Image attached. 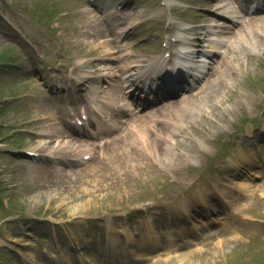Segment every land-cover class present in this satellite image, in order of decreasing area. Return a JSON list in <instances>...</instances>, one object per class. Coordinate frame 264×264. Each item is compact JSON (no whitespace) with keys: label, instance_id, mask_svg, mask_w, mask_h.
<instances>
[{"label":"rangeland","instance_id":"1","mask_svg":"<svg viewBox=\"0 0 264 264\" xmlns=\"http://www.w3.org/2000/svg\"><path fill=\"white\" fill-rule=\"evenodd\" d=\"M187 1L201 3V0ZM85 2L0 0V10L21 29V33H16L0 19V51L10 47L11 40L17 44L15 50L11 46L12 51L20 57L19 67L0 75V97L15 95L0 108L3 123L0 135L8 137V129L20 125L37 131L47 126L68 125L69 113L74 109L68 110L48 92L44 76L51 72L46 65H62L60 73L65 76L72 62L86 60L98 68L99 57L104 55L113 56L112 66L115 67L124 60L141 63L157 55L156 33L165 32L163 24L169 26L168 30L172 27L170 14L159 0H104L108 6L106 15L99 12L100 3L97 7ZM202 3L206 6L212 1ZM121 4L124 7L119 9ZM50 9L55 13L46 21L45 15ZM172 12L200 26L220 23L211 16L207 19L206 15H197L199 13L188 5H180ZM119 24L128 26L124 43L117 38L119 33L116 32L120 29L114 31ZM83 27H91L92 33L82 31ZM239 27L246 42L230 44L214 62L220 65L219 70L225 68L224 82L217 78L212 67L194 90L141 112L140 118L135 116L143 122L137 134L127 139L125 135L131 128L126 125L122 132L102 142L101 149L88 163L57 160L58 166H55L48 157L32 161L19 155L14 146L8 147L7 140L1 138L0 165H8L0 172V187L8 206L5 210L0 207V264L27 262L26 257L20 259L8 251L9 238L26 240V248L40 255L44 246L52 248L44 216L64 220V224L59 225L61 237L65 226L82 236L106 242L111 237L112 224L129 230L136 223L141 230L139 239L145 240L148 232L141 228L149 218L165 227L168 215L180 216L177 203L192 209L195 207L193 198L203 204V197L212 198L216 205L225 208H239V214L230 222L232 234L222 229L212 240L172 253L159 250L148 260L128 264H264L260 257L264 253V172L250 169V184L234 188V182L238 185L241 177V172L234 167L236 162L247 165L255 161L256 154L264 155V139L258 138L264 126V26L257 28L242 22ZM195 29L199 32L197 35L204 37V32L200 33L203 27ZM14 36H18V40ZM221 49L223 51V46ZM109 50L114 53L109 55ZM75 52L78 54L72 56ZM209 79L214 80L211 91L205 88ZM209 84L210 81L206 86ZM21 92H25V96L19 95ZM148 111H155L159 118L148 116ZM35 116L40 119L28 122ZM151 118L157 121L153 123ZM153 124L157 129L174 128L175 131H160V136L156 137ZM39 139L43 137L17 133L11 142L18 147H29ZM255 142L261 144L260 150H254ZM238 146L242 148L240 155L236 154ZM50 155L59 157L56 152ZM248 192L252 200L245 203L243 196ZM145 198L157 203V213L131 211L133 201ZM224 200L228 201L227 205ZM66 219L72 222L67 224ZM31 231L42 235L35 245L26 235ZM139 249L153 250V247L142 242Z\"/></svg>","mask_w":264,"mask_h":264},{"label":"bare ground","instance_id":"2","mask_svg":"<svg viewBox=\"0 0 264 264\" xmlns=\"http://www.w3.org/2000/svg\"><path fill=\"white\" fill-rule=\"evenodd\" d=\"M224 1V7L227 10H231V11H235L234 9L230 8L229 3L231 2V0H222ZM213 15H216L215 13H212ZM233 16H237L238 14H234L232 13ZM243 23L245 24H254L257 28H260L261 26H264V15L261 16H253V15H248L243 19ZM217 27L218 25H208V29L211 31V33H218L217 36H210L208 38V43L206 44V46H204L203 48H199L198 50H200L201 54L203 57L205 58H209L210 56H213L214 58H211V60L208 59H203V61L201 62V64L199 65L198 68H196V72L195 73V78L197 79V81L194 82V84L196 82L199 81L200 76L203 74V72L201 71V69L203 70L204 68L206 69V67L209 64V67L207 69H210L212 67V62L217 60V57L219 56L216 52H218L219 49V43L221 41L222 38H227L229 43L227 45L226 48L229 47L230 44H233L234 42L237 41H243L246 42V38H245V34H241L239 32L240 27L238 29H233L232 26L230 25H226V24H222L220 25V27H218L217 29L215 27ZM233 29V30H232ZM125 30V29H124ZM248 30V29H247ZM248 33V32H247ZM230 36H233V39H230ZM185 42L187 43H192L194 41V39L191 40L190 35H187L184 37L183 39ZM200 38L197 37V41H199ZM236 40V41H234ZM222 43V42H221ZM196 48V47H195ZM194 49V48H192ZM102 62L99 64V66L101 67L100 69L104 72H108V76L106 78L110 79L113 75H115V71L110 69V66H108V62L110 60V57H101ZM208 60V62H207ZM128 64H130V67H128ZM157 67V61H149V63L145 64V65H133L130 63H125V65H122L119 70H124L123 74L121 76H119V78L117 79L119 85L120 83L122 85H125L126 87H130L133 85H139L141 83V85L145 84L144 82L148 79V74L151 70H153L152 73H154V69ZM220 67V65H216L213 69L216 71L217 73V78H221V81L224 82L225 81V68L222 69H218ZM213 70V71H214ZM208 81H210L209 86H206ZM205 85V88H208L211 90H213V85H214V80L213 79H209ZM131 90V89H129ZM204 90V89H202ZM154 114H150L149 116H153ZM153 122V121H152ZM154 123V122H153ZM129 124L131 125V131H130V136H131V132H135V130L139 131L143 122L140 121L139 119H134L129 121ZM140 124L139 127H137ZM149 126V125H148ZM152 128H156V125L153 124ZM70 130L69 127L65 128V127H61L60 129H57L55 131V133H48L46 135V137H48V139H39V141H37L35 144L32 145V148H42L41 150L43 151H47L48 153H51L53 151H56L59 155H61L59 157V159L62 162H66L69 161V158L72 159L75 163L79 162L78 158L75 157H70V156H76L78 155L80 157V155L87 151L88 149H90L91 144L90 142H88L86 139H77L74 138L73 136L71 137L69 133H67ZM175 131L174 128H156V136H160V131ZM71 131V130H70ZM48 132V130H47ZM46 134V133H45ZM125 137L127 139H130L129 135H125ZM258 172V171H257ZM185 228H187V226H185ZM116 236L118 237V234H116ZM102 262V261H101ZM107 262V261H106ZM110 263V262H109ZM107 263V264H109Z\"/></svg>","mask_w":264,"mask_h":264},{"label":"trees","instance_id":"3","mask_svg":"<svg viewBox=\"0 0 264 264\" xmlns=\"http://www.w3.org/2000/svg\"><path fill=\"white\" fill-rule=\"evenodd\" d=\"M6 53H7V52H4V51H3V52H0V61L2 60L3 55L6 54Z\"/></svg>","mask_w":264,"mask_h":264}]
</instances>
